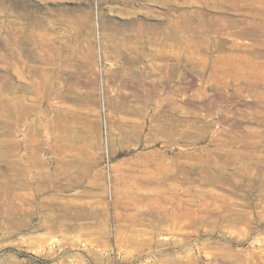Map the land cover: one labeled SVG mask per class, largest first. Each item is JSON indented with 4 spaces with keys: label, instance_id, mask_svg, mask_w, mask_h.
<instances>
[{
    "label": "rangeland",
    "instance_id": "374dc122",
    "mask_svg": "<svg viewBox=\"0 0 264 264\" xmlns=\"http://www.w3.org/2000/svg\"><path fill=\"white\" fill-rule=\"evenodd\" d=\"M263 25L264 0H0V264H264ZM222 54L237 69L226 80L213 75ZM163 96L175 103L157 112ZM123 101L130 109L116 108ZM194 152L216 168L225 161L222 177L180 171ZM162 165L175 173L164 181L181 190L184 215L151 244L149 215L132 222L129 213L164 187ZM206 208L214 220L191 221ZM133 230L138 247L122 240Z\"/></svg>",
    "mask_w": 264,
    "mask_h": 264
},
{
    "label": "bare ground",
    "instance_id": "6f19581e",
    "mask_svg": "<svg viewBox=\"0 0 264 264\" xmlns=\"http://www.w3.org/2000/svg\"><path fill=\"white\" fill-rule=\"evenodd\" d=\"M172 24V23H171ZM170 24V25H171ZM250 24V23H249ZM92 25V24H91ZM210 27H213L214 26V23H212V24H210L209 25ZM264 26V25H263ZM76 27V26H75ZM169 27V26H168ZM171 27H173V24H172V26ZM170 28V27H169ZM171 29V31H168V30H170ZM170 29H168V30H165V32H164V30H161V28L159 27V26H157V25H151V28H150V30L151 31H154L153 33H156V34H160V32H164V34H167V36H168V38L169 37H172L173 35H174V33H173V31H174V29H172V28H170ZM256 29V28H255ZM81 30V29H80ZM147 30V29H146ZM26 30L24 31V33L26 34ZM169 32H171V33H169ZM94 33V32H93ZM244 33V32H243ZM21 35H22V33H21ZM176 35H178V34H176ZM29 36V35H28ZM30 37V36H29ZM124 41V40H123ZM143 43V42H142ZM114 48V54L115 55H118V52H120V50H119V48L117 47V48H115V47H113ZM91 49V48H90ZM198 50H201L200 48H198ZM160 51V50H159ZM165 54H166V52H164ZM155 54H158V50L157 51H155L154 52V55ZM161 55V54H160ZM228 55V54H227ZM195 56V55H194ZM224 56H226V55H216V56H214V71H213V75H214V77H217L218 79H227L229 76H230V74H235L233 71L235 70H237V69H235V65L234 66H231L230 67V65H229V67L230 68H225V66H228V65H226L229 61H231L230 59H229V56H227V57H224ZM241 56V55H240ZM190 57V56H189ZM193 57V56H192ZM233 57V56H232ZM239 59V58H238ZM117 60V59H116ZM190 60V59H189ZM199 60V59H198ZM247 61V60H246ZM224 63H226L225 65H224ZM151 65V64H150ZM90 66H92V65H90ZM249 67V66H248ZM247 67V68H248ZM250 68H252V69H254L255 68V65H253V64H251L250 65ZM242 69V68H241ZM34 71V70H33ZM79 71V70H78ZM85 71V70H84ZM97 71V70H96ZM94 72H95V70H94ZM128 72V71H127ZM255 72H256V74L257 75H259L260 77L262 76V78H264V72L263 71H261V68L259 69V68H257V69H255ZM24 73V72H23ZM76 73H79V72H76ZM81 73V72H80ZM79 73V74H80ZM85 73V72H84ZM37 74V73H36ZM43 74V73H42ZM78 74V75H79ZM88 74V73H87ZM244 74V73H243ZM92 75H93V72L89 75V81H90V83H91V85L92 86H94V82H95V80L93 79V77H92ZM23 76H24V74H23ZM38 76H40V75H38ZM80 76H82V75H80ZM126 77V76H125ZM231 77V76H230ZM22 78V77H21ZM20 78V79H21ZM24 78V77H23ZM41 78V77H40ZM47 78V77H46ZM96 78V77H95ZM99 78V77H98ZM127 79H128V77H126ZM135 78V77H134ZM237 78L240 80V82L242 83V82H244V83H246V84H249V80H247V79H244V77L240 74V73H237ZM26 79V78H25ZM126 79V80H127ZM130 79V78H129ZM34 80H35V78H34ZM36 80H37V78H36ZM35 80V81H36ZM41 80H42V78H41ZM85 80V79H84ZM224 80V81H225ZM23 81H25L24 79H23ZM45 81H46V79H45ZM121 82H122V80H120ZM28 82V81H27ZM32 82V81H31ZM30 82V83H31ZM34 82V81H33ZM41 82V81H40ZM87 82V81H86ZM98 82V81H97ZM127 82V81H126ZM159 82V81H158ZM238 82V81H237ZM25 83H26V81H25ZM29 83V82H28ZM36 83V82H35ZM23 84V83H22ZM32 84V83H31ZM39 84V83H38ZM37 84V85H38ZM41 84V83H40ZM54 84V83H53ZM96 84V83H95ZM130 84V83H129ZM29 85V84H28ZM80 85V84H79ZM87 85V84H86ZM98 85V84H97ZM146 85V84H145ZM157 85H160V83L159 84H157ZM27 86V85H26ZM33 86V85H32ZM31 86V87H32ZM36 86V85H35ZM71 86V85H70ZM69 86V87H70ZM73 86V85H72ZM71 86V87H72ZM129 86V85H128ZM28 87H30V86H28ZM30 87V88H31ZM62 87V86H61ZM59 88L58 90H60V89H63V88ZM23 88V87H22ZM33 89H34V87H32ZM58 88V87H57ZM82 88V87H81ZM94 88V87H93ZM96 88V87H95ZM35 89H37V88H35ZM46 89V88H45ZM54 89V88H53ZM85 89V88H84ZM83 89V90H84ZM87 89H90V88H87ZM107 89V88H106ZM123 89V88H122ZM40 90V89H39ZM66 90V89H65ZM81 90V89H80ZM97 90V89H96ZM113 90V89H112ZM112 90H110L111 92H112ZM120 90V89H119ZM42 91V90H41ZM62 91V90H61ZM85 91H87V90H85ZM114 91H116V90H114ZM132 91V90H131ZM134 91V90H133ZM89 92V91H88ZM90 92H91V90H90ZM93 92H95V89L90 93V94H88V101L91 103V102H94L95 101V99H92L91 98V96L93 95ZM109 92V91H108ZM125 92H127V91H125ZM151 92V91H150ZM150 92H148V94H145V97L147 98V99H152L153 97H155L157 94L156 93H150ZM261 92V91H260ZM57 93V92H56ZM60 94V93H59ZM110 94V93H109ZM113 94H114V92H113ZM116 94V96H117V93H115ZM129 94V93H128ZM82 95V94H81ZM96 95V94H95ZM100 95V94H99ZM111 95V94H110ZM60 96V95H59ZM119 96H121V95H119ZM123 96V95H122ZM136 96H137V94H136ZM38 98H39V96H37ZM42 97H45V93H40V98H42ZM124 97V96H123ZM130 97V96H129ZM25 98V100H26V97H24ZM37 98V99H38ZM79 99V98H78ZM101 99V98H100ZM109 98L107 97V100H108ZM111 99H114V97H112ZM126 99V98H125ZM130 99H131V97H130ZM133 99V98H132ZM142 99V98H141ZM140 98H139V100H141ZM212 99V98H211ZM24 100V101H25ZM129 100V99H128ZM134 100V99H133ZM133 100L131 101V103H134L133 102ZM100 101V100H99ZM110 101H112V100H110ZM135 102H136V100H134ZM148 101V100H147ZM155 101V100H154ZM177 101V100H176ZM182 101H184V100H182ZM210 101V100H209ZM116 102V101H115ZM114 102V103H115ZM129 102V101H128ZM163 102L165 103H167V104H173V103H175L170 97H164L163 96V98H160V100L158 101V105H157V108H156V110H157V112L159 111V110H161V108L163 107ZM186 102V101H185ZM26 101L24 102V105H26ZM142 103V102H141ZM141 103H140V105H141ZM191 103V102H190ZM189 103V104H190ZM192 103H193V101H192ZM195 103H196V101H195ZM128 104V103H127ZM127 104H125L124 103V101H123V105L122 104H120V103H117V104H115V106H116V108H118V109H130V104L129 105H127ZM143 104V103H142ZM145 104H148V103H145ZM144 104V105H145ZM178 104V103H177ZM204 104H205V101H203V102H200V104L198 103L197 105H198V107L199 108H203V106H204ZM95 105V104H94ZM135 105V104H134ZM188 105V104H187ZM194 105V104H193ZM196 105V106H197ZM113 106V105H112ZM145 106H147V105H145ZM180 106V105H179ZM195 106V105H194ZM193 106V107H194ZM195 106V107H196ZM258 107H260L261 105H257ZM256 106V107H257ZM206 106H204V108H205ZM25 108V107H24ZM29 109H30V107H28ZM28 108H26V109H28ZM62 108V107H61ZM86 107H84V109H85ZM96 108V107H95ZM145 108V107H144ZM182 108H184L183 106H182ZM83 108H81V110H82ZM87 109V108H86ZM153 109H154V107H153ZM176 109V108H175ZM180 109V108H179ZM185 109V108H184ZM248 109V108H247ZM256 109V108H255ZM19 110H20V108H19ZM80 110V111H81ZM96 110V109H95ZM94 109H93V111H95ZM22 111H24V110H22ZM97 111H98V109H97ZM129 111V110H128ZM181 111H183V110H181ZM88 112H89V110H88ZM151 112V111H150ZM161 112V111H160ZM26 113V112H25ZM87 113V112H86ZM95 113H96V111H95ZM108 113H110V112H108ZM252 113V112H251ZM257 113H258V116H260V114H261V110H257ZM112 114V113H111ZM145 114V113H144ZM146 114H148V113H146ZM25 115V114H24ZM24 115H22L21 114V116H22V118L24 117ZM26 115H27V113H26ZM20 116V117H21ZM59 116V115H58ZM78 116H80V115H78ZM80 118V117H79ZM114 118V117H113ZM123 118H124V116H123ZM121 119V118H120ZM127 119V118H126ZM60 120V119H59ZM86 120V119H85ZM131 120H133V118H131ZM136 120V119H135ZM140 120V119H139ZM138 120V121H139ZM229 120V117H225L224 118V121H228ZM23 121V120H22ZM57 121V120H56ZM56 121H54V122H56ZM116 121V120H115ZM125 121V120H124ZM134 121V120H133ZM131 122V121H130ZM148 122V121H147ZM81 123V122H80ZM92 123H93V121H92ZM97 123V122H96ZM134 123V122H133ZM133 123H131V124H133ZM141 123V122H140ZM139 123V124H140ZM145 123V122H144ZM159 124V123H158ZM115 125V124H114ZM129 125V124H128ZM135 125V124H134ZM160 125V124H159ZM91 126V125H90ZM125 126V125H124ZM127 126V125H126ZM125 126V127H126ZM133 126V125H132ZM153 126H156V125H153ZM137 127H139V126H137ZM141 127V126H140ZM145 127V126H144ZM127 128V127H126ZM130 128V127H129ZM128 128V129H129ZM133 128V127H132ZM142 128V127H141ZM150 128H152L151 126H150ZM157 128H161V127H157ZM156 128V129H157ZM95 129V128H94ZM93 129V130H94ZM139 129V128H138ZM163 129H164V127H163ZM135 130V129H134ZM154 130V129H153ZM165 130H166V128H165ZM169 130V129H168ZM91 131V130H90ZM96 131V130H95ZM100 131V130H99ZM130 131H131V129H130ZM152 131V130H151ZM138 132V131H137ZM94 133V132H93ZM160 133H162L163 135H165V136H168L169 138H173V136L174 135H176V132L175 131H169V132H167V130H166V132L164 131V132H160ZM152 134V133H151ZM97 135V134H96ZM241 137H244L245 139H250V137H251V135H248L247 133H245V131L244 132H241L240 134H239ZM239 135H237L238 137H239ZM160 135H158V137H159ZM193 135H184V134H181V137H183V138H186V137H192ZM98 136H96V138H97ZM161 137V136H160ZM252 137H254V136H252ZM154 138H155V136H154ZM149 140V139H148ZM154 140V139H153ZM151 141V140H150ZM246 141V140H245ZM154 142V141H153ZM248 143H249V141H247ZM3 143V142H2ZM256 143V142H255ZM207 151H209V153L211 152V153H213V152H215V150H211V149H208ZM94 153V152H93ZM209 153H193V154H195L194 156H195V158L194 159H196L195 160V162L194 163H191V164H185V163H182L181 164V166H182V168H180V171H182V172H185V173H189V172H191V171H193V170H195V168H196V166L198 165V169H200L201 170V172L207 177L206 179L207 180H212V181H215V180H217L218 178H220V177H222V175H223V172L221 171L222 170V167L223 166H225V164H227L225 161H222V162H219L218 163V166L219 167H215L214 165H213V162L211 161V158L209 157ZM190 155H191V153H190ZM234 156V155H233ZM237 156V155H236ZM235 156V157H236ZM239 156V155H238ZM192 157V156H191ZM252 157V156H251ZM146 158V157H145ZM193 158V157H192ZM250 158V157H249ZM219 160V159H218ZM85 161V160H84ZM150 161V160H149ZM250 161V160H249ZM151 162V161H150ZM154 162V161H153ZM247 162V161H246ZM92 163V162H91ZM157 163V162H156ZM160 163V162H159ZM197 163H199V164H197ZM158 164V163H157ZM216 165V164H215ZM244 167V166H243ZM140 169V168H139ZM160 169H162V171L160 172V174H158L159 176H160V178H161V182H160V184L161 185H163L164 187H158L157 189L155 188V189H149L148 191H146V194H144V198H143V200L141 199V201H140V199H139V201L138 200H136V201H134L135 202V206L136 207H138V213L137 212H131V213H129V217L133 220L132 222H135V221H137V220H139V218L141 217V215L142 214H144V212L145 213H147L148 215H149V218L148 219H150L152 222H153V229H152V231L150 230V235H149V240H150V242H151V244L153 243V244H156V236L159 234V230L161 229H165L164 228V226H163V223H167L169 220H173V222H174V224L175 223H177L178 221H181V219H179V218H181V217H183V215H184V212L182 211L183 209H182V207H183V205H184V202H183V200H182V198H180V195H181V190L180 189H178L177 187H176V185L175 184H172V183H166L164 180H165V178L166 177H169V176H174V174L175 173H172L171 171H173V170H171L170 171V169H168V167L166 166V165H162L161 166V168ZM144 170V169H143ZM148 170V169H147ZM178 171H179V169H178ZM174 172V171H173ZM225 172V171H224ZM227 172V171H226ZM156 174V175H157ZM254 174V173H253ZM152 175V174H151ZM155 175V174H154ZM153 175V176H154ZM203 175V176H204ZM251 176V175H250ZM248 177V176H247ZM202 179V178H201ZM237 181V180H236ZM250 181H251V179H250ZM220 184V183H219ZM160 185V186H161ZM193 187V186H192ZM195 187V186H194ZM250 187V186H249ZM144 189V188H143ZM199 189V188H198ZM130 190V189H129ZM185 190V189H184ZM187 190V189H186ZM189 190V189H188ZM195 190V189H194ZM132 191V190H131ZM140 191V190H139ZM198 191V190H197ZM199 192H203L205 195H209V196H211L213 199L214 198H217L218 197V195L216 196V194H217V192H216V194L213 192V190H210V191H208V190H199ZM233 192V191H232ZM191 195V194H190ZM193 195V194H192ZM197 195H199V194H197ZM194 196H196V195H194ZM200 196H202V195H200ZM208 196V197H209ZM220 196V195H219ZM224 196V195H223ZM205 197V196H204ZM226 197V196H225ZM123 198H124V196H123ZM126 198H128V197H126ZM130 198V197H129ZM127 199L128 201H130L131 200V198L130 199ZM139 198V197H138ZM207 197H205V199H206ZM211 198V199H212ZM232 198V197H231ZM122 199V198H121ZM125 199V198H124ZM227 199V198H226ZM226 199H224V200H226ZM126 200V201H127ZM231 200V199H230ZM239 200V199H238ZM118 201V200H117ZM120 201V200H119ZM122 201V200H121ZM124 201V200H123ZM127 201V202H128ZM232 201V200H231ZM231 201H227L226 202V204L227 205H230L231 204ZM131 202V201H130ZM133 202V203H134ZM186 202H188V200L186 201ZM233 202V201H232ZM235 202V201H234ZM116 204V203H115ZM203 204H205V203H203ZM220 205V204H219ZM234 205V204H233ZM126 206V205H125ZM197 206V205H196ZM195 207V206H194ZM185 208V210H186V207H184ZM201 208V207H200ZM146 209V210H145ZM170 209H173V211L174 210H180V213H173L172 214V216H173V218H171L169 215H168V211H170ZM198 210H200V209H198ZM205 210V214H203V213H201V215H200V213H196V211H195V213L194 214H192V216H191V221H194L195 223L197 222L198 223V219H199V223L201 222L202 224L204 223V221H207L208 219H213L214 220V214H213V212H211V211H209L207 208L206 209H204ZM239 210V209H238ZM237 210V211H238ZM126 211V210H125ZM224 211V210H223ZM225 211H227V210H225ZM242 211V210H241ZM244 211V210H243ZM248 211V210H247ZM251 211V210H250ZM218 212V211H217ZM222 212V211H221ZM252 213V212H251ZM127 214V213H126ZM188 216V215H187ZM252 216V215H251ZM260 216V215H259ZM217 217H219V216H217ZM232 217V216H231ZM236 217V221L237 222H244V221H246L247 219H248V217H249V215H248V213H246L245 211L244 212H239V213H236V216H234V218ZM263 217V216H262ZM117 218H118V220L121 218V215L120 214H118L117 215ZM257 218V217H256ZM216 219V218H215ZM218 219V218H217ZM216 219V220H217ZM222 219V218H221ZM227 219V218H226ZM258 219V218H257ZM260 219H262L261 217H260ZM250 220V219H249ZM185 221H186V224H187V221L189 222L190 221V219L189 218H185ZM190 221V222H191ZM218 221V220H217ZM226 221V220H225ZM227 221H229V220H227ZM121 222V221H120ZM170 222V221H169ZM168 222V223H169ZM183 223V222H182ZM121 224V223H120ZM149 224V223H148ZM192 224V223H191ZM182 225V224H181ZM214 225V224H213ZM119 226V225H118ZM151 226V225H150ZM173 226V225H172ZM217 226H219L218 224H217ZM243 226H245V225H243ZM246 227V226H245ZM244 227V228H245ZM170 228V227H169ZM131 229H133V228H131ZM177 229V228H176ZM186 229V228H185ZM246 229V228H245ZM122 230V229H121ZM169 230V229H168ZM229 230H230V228H229ZM244 230V229H243ZM102 231V230H101ZM132 231V230H131ZM134 232L133 233H131L132 235H131V237L129 238V239H122L124 242H127V243H130V245L131 246H133V247H138L139 245H140V243H141V241L140 240H138L137 239V237H138V234H140V232L141 231H137V232H135V230H133ZM232 231V230H231ZM234 231H235V229H234ZM234 231H232V232H234ZM245 231V230H244ZM123 232V231H122ZM145 232V231H144ZM211 232V231H210ZM119 233V232H118ZM128 233V232H127ZM147 233V232H146ZM122 234H124V233H122ZM145 234V233H144ZM147 235V234H146ZM128 236V235H127ZM143 236V235H142ZM184 236H190V234L189 233H187V234H184ZM139 237H141V236H139ZM165 238H167V237H169V236H164ZM241 237V236H240ZM118 238V237H117ZM144 238V237H143ZM141 239V238H140ZM182 239H185L186 240V237H184V238H182ZM188 239V238H187ZM121 239H119V241H120ZM144 240V239H143ZM146 240V239H145ZM148 241V240H147ZM161 241V240H160ZM183 241V240H182ZM255 242H256V239H255ZM159 245H160V243H158ZM163 244V243H162ZM180 244V243H179ZM147 246V245H146ZM180 246V245H179ZM186 246H188V245H186ZM121 247H122V244H121ZM182 246H180V248H181ZM145 248V247H144ZM182 248H184V246L182 247ZM120 249V248H119ZM185 249V248H184ZM262 249V251L264 250V247L263 248H261ZM139 251V250H138ZM133 252V251H132ZM239 252V251H238ZM251 252V251H250ZM186 253V252H185ZM243 253V252H242ZM254 253V252H253ZM252 253V254H253ZM188 254H189V252H188ZM250 256H251V254H249ZM185 256V255H184ZM98 257V256H97ZM252 257V256H251ZM101 258V257H100ZM252 259V258H251ZM183 262V261H182ZM191 262V261H190ZM197 262V261H196ZM165 264V263H164ZM170 264H177V261L176 260H173V261H171L170 262Z\"/></svg>",
    "mask_w": 264,
    "mask_h": 264
}]
</instances>
